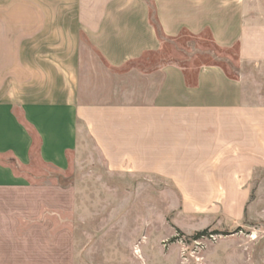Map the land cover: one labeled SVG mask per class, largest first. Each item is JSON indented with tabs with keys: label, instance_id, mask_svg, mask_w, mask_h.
<instances>
[{
	"label": "crops",
	"instance_id": "crops-1",
	"mask_svg": "<svg viewBox=\"0 0 264 264\" xmlns=\"http://www.w3.org/2000/svg\"><path fill=\"white\" fill-rule=\"evenodd\" d=\"M185 38L235 48L236 75L200 51L177 62ZM93 153L244 201L264 173V0H0V264L46 203L31 172Z\"/></svg>",
	"mask_w": 264,
	"mask_h": 264
},
{
	"label": "rangeland",
	"instance_id": "rangeland-1",
	"mask_svg": "<svg viewBox=\"0 0 264 264\" xmlns=\"http://www.w3.org/2000/svg\"><path fill=\"white\" fill-rule=\"evenodd\" d=\"M184 40L168 48L177 62L200 51L198 63L236 75L235 48ZM41 168L32 183L46 188V203L17 220L30 241L8 264H264V173L244 201H222L211 188L109 173L95 153L83 156L80 169Z\"/></svg>",
	"mask_w": 264,
	"mask_h": 264
},
{
	"label": "trees",
	"instance_id": "trees-1",
	"mask_svg": "<svg viewBox=\"0 0 264 264\" xmlns=\"http://www.w3.org/2000/svg\"><path fill=\"white\" fill-rule=\"evenodd\" d=\"M205 233H206L205 231L198 232V233L194 236V238L197 239V238L203 236Z\"/></svg>",
	"mask_w": 264,
	"mask_h": 264
}]
</instances>
